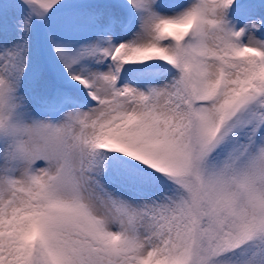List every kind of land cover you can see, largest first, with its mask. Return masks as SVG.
<instances>
[{"label":"snow or ice","instance_id":"6c2138e0","mask_svg":"<svg viewBox=\"0 0 264 264\" xmlns=\"http://www.w3.org/2000/svg\"><path fill=\"white\" fill-rule=\"evenodd\" d=\"M0 264H264V0H0Z\"/></svg>","mask_w":264,"mask_h":264}]
</instances>
